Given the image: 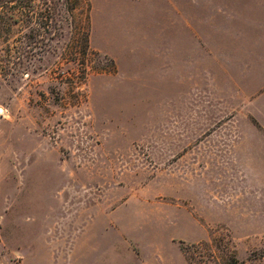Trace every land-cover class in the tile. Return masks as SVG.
I'll return each instance as SVG.
<instances>
[{"label":"rangeland","instance_id":"1","mask_svg":"<svg viewBox=\"0 0 264 264\" xmlns=\"http://www.w3.org/2000/svg\"><path fill=\"white\" fill-rule=\"evenodd\" d=\"M32 1L0 23V264H264V26Z\"/></svg>","mask_w":264,"mask_h":264},{"label":"crops","instance_id":"2","mask_svg":"<svg viewBox=\"0 0 264 264\" xmlns=\"http://www.w3.org/2000/svg\"><path fill=\"white\" fill-rule=\"evenodd\" d=\"M110 3V7L164 10L172 16V24L181 23V10H220L224 24L264 26V0H93ZM114 3V4H113ZM253 98L264 95V52L254 51L252 81L249 83Z\"/></svg>","mask_w":264,"mask_h":264},{"label":"trees","instance_id":"3","mask_svg":"<svg viewBox=\"0 0 264 264\" xmlns=\"http://www.w3.org/2000/svg\"><path fill=\"white\" fill-rule=\"evenodd\" d=\"M88 1H90V0H88ZM32 2H33L32 0H0V8L1 7H7L8 8L7 14H3V15L0 14V23H2L3 25L9 24V28H10V26H12L13 22L16 21V18L14 16V10L17 7L16 5L18 3H20V4L26 3V4H23V6L28 7V6L32 5ZM53 6L55 7L56 4H54ZM50 16L48 15V17H50ZM28 17H30V16H28ZM89 51H90L89 32H87V34L85 36V40H84L83 53L87 54ZM85 69H84V73L86 72ZM84 79H86V76H84Z\"/></svg>","mask_w":264,"mask_h":264}]
</instances>
